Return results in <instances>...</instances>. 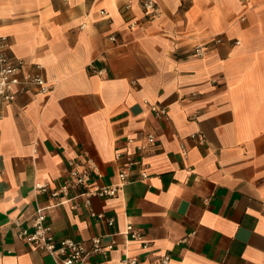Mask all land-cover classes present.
Here are the masks:
<instances>
[{"label": "crops", "instance_id": "0c3cea01", "mask_svg": "<svg viewBox=\"0 0 264 264\" xmlns=\"http://www.w3.org/2000/svg\"><path fill=\"white\" fill-rule=\"evenodd\" d=\"M155 1L151 19L143 0H0L11 58L41 65L53 89L0 100V264H57L17 235L38 209L59 239L115 242L83 264H264V0ZM148 133L144 166L115 197H52L71 160L93 161L91 185H117Z\"/></svg>", "mask_w": 264, "mask_h": 264}, {"label": "built area", "instance_id": "2783aa9c", "mask_svg": "<svg viewBox=\"0 0 264 264\" xmlns=\"http://www.w3.org/2000/svg\"><path fill=\"white\" fill-rule=\"evenodd\" d=\"M145 14L155 19L161 15V9L155 0H143L142 2ZM129 6H127V9ZM105 15L104 10L101 11ZM132 28L138 26V22L132 20L130 22ZM112 42L116 41L115 36H111ZM221 42L220 39L217 40ZM10 42L7 36H0V100L4 103L11 102L17 93H24L29 88H36L40 93L49 95L53 89L51 85L44 79L42 75L43 67L38 65L34 71L26 69V64L23 60H13L9 54ZM196 57H203L205 49L202 44H197L194 48ZM151 111L158 117H166L167 110L159 108L155 105L150 106ZM193 138L198 139L201 143L205 139L199 134H193ZM134 139H129L128 143H133ZM154 134H146L140 143L136 146L134 153H127L124 158L123 166L118 173L119 183L112 186H97L91 185L93 173L96 166L92 160L75 161L71 160L68 163L69 179L59 189L52 191V197L58 198L64 195V199L60 200V204L70 202L73 198L70 196V191L73 189L82 190L80 197H85L86 205H90L92 197L112 198L128 183L131 182V172L138 165L144 166L146 153L150 145L154 144ZM183 156L186 158L188 151L182 146ZM117 160L123 159L121 151L115 154ZM149 174L147 171L142 172V179H147ZM48 185H36V191L47 192ZM91 216L99 220H105L109 226L114 225L113 219H106L103 214L91 213ZM126 233L133 241L143 243L145 250L149 249V243L146 242L144 235L137 231L134 226H128ZM18 237L25 240L33 246L36 251L50 255L57 264H83V261L90 256L107 255L115 249V242H106L102 237H96L88 242L75 241L70 238L59 239L53 231L52 225L47 220V215L42 209H38L32 225L29 228H20ZM194 233L189 234L184 238L183 243H187ZM171 258L169 255L164 256L160 260V264H170ZM123 264H140L135 258L127 257L123 260Z\"/></svg>", "mask_w": 264, "mask_h": 264}]
</instances>
